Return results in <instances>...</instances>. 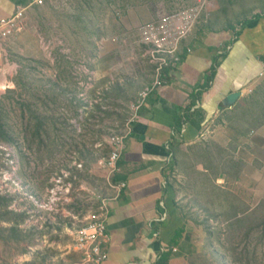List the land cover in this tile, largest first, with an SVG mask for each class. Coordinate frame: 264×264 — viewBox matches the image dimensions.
<instances>
[{
    "label": "rangeland",
    "instance_id": "1",
    "mask_svg": "<svg viewBox=\"0 0 264 264\" xmlns=\"http://www.w3.org/2000/svg\"><path fill=\"white\" fill-rule=\"evenodd\" d=\"M259 12L264 0H46L33 6L14 34L22 35L26 50L7 48L13 52L0 66L6 138L0 140L18 148L24 181L43 193L61 170H71L74 181L78 175L71 208L80 216L97 209V196L113 191L105 171L94 169L97 153L109 152H97L96 144L120 133L139 93L154 81L145 53L172 43L159 40L162 27L186 41L202 29L236 28ZM90 77L93 88L83 96L81 82ZM236 103L194 142L173 146L166 182L184 235L191 230L186 243L191 252L201 250L192 258L196 264H264V145L261 139L253 148L247 143L264 124V77ZM74 153L85 161L83 170L71 167ZM84 181L96 190L94 198L78 190ZM23 218L0 198L1 264L71 260H61L67 239L37 237L22 228Z\"/></svg>",
    "mask_w": 264,
    "mask_h": 264
},
{
    "label": "crops",
    "instance_id": "2",
    "mask_svg": "<svg viewBox=\"0 0 264 264\" xmlns=\"http://www.w3.org/2000/svg\"><path fill=\"white\" fill-rule=\"evenodd\" d=\"M31 3L32 0H0V21L15 15L19 6L29 13ZM257 15L261 17L257 19ZM256 16L236 28L199 30L183 41L181 65L168 73L170 84L153 93L141 109L119 161L116 177L125 180L127 186L119 197L109 201L106 222L111 241L107 245L108 258L102 264H155L161 241L169 243L176 231L185 227L182 217L172 211V195L166 182L172 163L170 153L179 141L187 144L198 139L203 128L220 112L237 107L238 103L229 108L223 105L230 94L241 92L240 101L264 77V12ZM23 42L18 34L0 45V66H5L8 53L13 52L7 48L26 50ZM213 69L217 75L205 90ZM2 79L0 87L4 85ZM188 116L200 130L191 122H183ZM255 139H261V147L264 145V127L254 131L248 140L252 148ZM94 167L100 170L97 165ZM160 201L164 202V209L159 206ZM163 213L166 216L159 220ZM186 229V236L173 247L178 251L173 253L169 264H196L192 258L201 250L191 252V244L186 243L191 230ZM2 254L4 250L0 247V257ZM69 255L73 256L66 264L79 257L77 253L64 254L61 260H67L63 258ZM32 262L39 264L38 259Z\"/></svg>",
    "mask_w": 264,
    "mask_h": 264
},
{
    "label": "built area",
    "instance_id": "3",
    "mask_svg": "<svg viewBox=\"0 0 264 264\" xmlns=\"http://www.w3.org/2000/svg\"><path fill=\"white\" fill-rule=\"evenodd\" d=\"M45 2L46 0H32L31 5L43 6ZM25 12L26 8L19 6L15 15L0 21V45L22 29L21 21ZM161 30L164 35H160L163 38L159 40L172 39V43L169 45L159 43L157 47H150V50L145 53L154 68V81L139 93L137 100L131 106L133 113L120 133L110 134L105 141L99 140L96 144L97 152L105 148V153L109 151L104 155L100 154L101 152L97 153L98 164L96 165L107 174V182L113 191L109 196L100 198L97 196L95 199L98 203L97 209L80 216L71 208L78 178V175H74L75 181L73 180L71 170H61V173L50 181V185L46 186L45 192L37 191L32 183H27L21 176L22 167L18 148L0 140V198L8 199L11 211L24 216L22 228L26 231H35L38 234L37 237L42 235V232H46L43 236L45 240L48 236L60 240L67 239L63 253L79 255L71 264H102L108 258L107 245L111 241L106 222L109 201L119 197L127 186L125 180H115L119 172V161L127 148V140L133 134V126L140 118L141 109L153 93L170 84L168 73L177 69L183 61L181 51L184 37L177 39L169 33L168 29L162 27ZM189 52L192 50L189 49ZM92 84L91 77L88 83L81 82L85 91L83 96L93 88ZM74 154V165L70 166L83 170L85 161L78 153ZM172 154L170 153V158ZM94 169L97 171L96 168ZM86 185L87 181L82 182L78 190H89ZM89 192L93 198L97 195L96 190H89ZM159 206L164 209V202L160 201ZM164 216L166 213H163L159 220L164 219ZM61 245L63 244L59 242V247ZM35 249L37 247L31 248V250ZM162 251H165L164 247L160 248V252ZM177 251L173 248V253Z\"/></svg>",
    "mask_w": 264,
    "mask_h": 264
},
{
    "label": "trees",
    "instance_id": "4",
    "mask_svg": "<svg viewBox=\"0 0 264 264\" xmlns=\"http://www.w3.org/2000/svg\"><path fill=\"white\" fill-rule=\"evenodd\" d=\"M260 17H261L260 15H257V16H256L257 19L260 18ZM216 75H217V74H216V69H213V70L211 71L210 77H209V79H208V84L206 85L205 90L210 88V86H211V82L214 81ZM188 113H189V111H188ZM186 114H187V113H186ZM183 122H184V123H185V122H191L192 125H193L197 130H200L199 125H197L195 121H193L192 119H190L189 116H188V118L186 117V119H184ZM261 127H264V124H260V125H258V128H261ZM0 138L6 140V138L4 137V135H3L2 132H0ZM115 180H117V177H115ZM164 191H166V190H164ZM184 233H185V232H184V227H183V228L178 229V230L176 231V234H175L174 238H173L172 241H170L169 243L161 241V245H162V247L165 248V251H164V252H163V251L160 252V250H159V255H158L159 257H158V259L156 260L155 264H169V260H170V258H171L172 255H173V247L178 243V241H180L181 238H183Z\"/></svg>",
    "mask_w": 264,
    "mask_h": 264
},
{
    "label": "water",
    "instance_id": "5",
    "mask_svg": "<svg viewBox=\"0 0 264 264\" xmlns=\"http://www.w3.org/2000/svg\"><path fill=\"white\" fill-rule=\"evenodd\" d=\"M240 97H241V92L232 93L225 99V101H223V105L228 108L232 107L233 105L236 104L237 100Z\"/></svg>",
    "mask_w": 264,
    "mask_h": 264
}]
</instances>
